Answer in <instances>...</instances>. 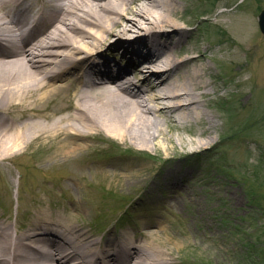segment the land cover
<instances>
[{"label": "bare ground", "instance_id": "1", "mask_svg": "<svg viewBox=\"0 0 264 264\" xmlns=\"http://www.w3.org/2000/svg\"><path fill=\"white\" fill-rule=\"evenodd\" d=\"M179 8L180 0H0V158L36 143L50 155L67 156L61 164L83 178L87 167L73 157L83 148L78 142L139 144L146 150L160 139L171 143L163 136L168 123L191 132L196 124L200 136L209 137L202 107L223 102L227 86L221 73L197 67L208 47L172 53L184 41V30L171 24ZM115 47L127 54L126 67L111 68L99 58L102 49ZM210 144L203 138L187 152ZM164 151L160 168L150 173L127 172L118 163L92 166L100 180L111 178L124 195L129 186L148 190L156 176L170 184L185 177L174 167L176 157ZM58 207L37 198L24 223L16 212L13 228L0 213V264L183 263L169 242L150 241L147 233L141 239L127 233L98 239L76 222L71 209ZM188 234L193 231L177 239Z\"/></svg>", "mask_w": 264, "mask_h": 264}, {"label": "rangeland", "instance_id": "2", "mask_svg": "<svg viewBox=\"0 0 264 264\" xmlns=\"http://www.w3.org/2000/svg\"><path fill=\"white\" fill-rule=\"evenodd\" d=\"M263 10L264 0H180L171 24L184 30V41L172 53L208 47L197 67L221 73L220 82L227 86L223 102L202 107L209 137L200 136L202 127L196 124L191 132L168 123L163 136L171 143L160 139L146 150L139 144L78 142L83 148L73 157L87 167L83 178L61 164L67 156L50 155L31 143L18 154L0 158L5 161L0 163L2 221L13 228L17 212L24 223L29 207L40 198L58 205L57 211L71 209L76 222L96 232L98 239L124 233L138 239L147 233L150 241L169 242L182 264H264V35L258 24ZM99 56L111 68L126 67L128 61L121 47L102 49ZM201 74L210 82L205 71ZM203 138L212 144L187 152ZM164 150L176 157L174 167L185 177L170 184L156 176L148 190L129 186L122 195L115 181L100 180L92 166L118 163L127 172L150 173L160 168ZM152 190L155 196L150 198ZM187 229L193 234L178 240Z\"/></svg>", "mask_w": 264, "mask_h": 264}, {"label": "water", "instance_id": "3", "mask_svg": "<svg viewBox=\"0 0 264 264\" xmlns=\"http://www.w3.org/2000/svg\"><path fill=\"white\" fill-rule=\"evenodd\" d=\"M258 24H259L261 33L264 35V10L260 13L258 17Z\"/></svg>", "mask_w": 264, "mask_h": 264}]
</instances>
